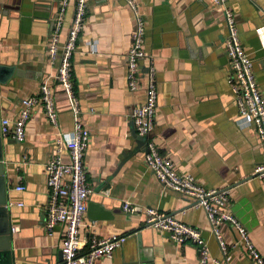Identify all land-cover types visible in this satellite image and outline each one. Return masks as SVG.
<instances>
[{
	"label": "crops",
	"instance_id": "crops-1",
	"mask_svg": "<svg viewBox=\"0 0 264 264\" xmlns=\"http://www.w3.org/2000/svg\"><path fill=\"white\" fill-rule=\"evenodd\" d=\"M61 0H0V66L14 73L0 83V120L13 122L20 100L39 94L49 79L56 121L37 104L25 123L22 141L2 136L3 169L14 264H60L57 251L65 226L48 234L44 228L48 189L45 163L64 143L57 139L73 128V114L62 87L55 80L57 63L48 58V42ZM145 29L137 87L126 83V54L134 15L125 0H87L84 21L71 57V79L78 98L79 119L89 132L83 155L90 202L109 215L94 219L86 212L80 236H126L121 247L95 264H197L198 249L176 244L168 234L146 226L143 212H124L129 202L154 207L200 230L211 257L227 264L210 232L203 209L195 200L165 190L144 163L145 144L139 141L130 115L145 100L146 77L155 71L157 105L151 138L177 172H188L207 188L228 189V210L248 230L264 255V183L254 168L264 162V143L252 126L242 124L231 94L232 72L226 55L227 28L223 9L212 0H133ZM75 0H68L58 40L66 41ZM264 0H227L238 37L252 59L257 85L264 95V47L258 29H264ZM96 41V52L87 43ZM1 134V133H0ZM22 184L25 189L18 191ZM21 202L22 205H18ZM221 234L231 252L228 264H257L236 230L224 222Z\"/></svg>",
	"mask_w": 264,
	"mask_h": 264
},
{
	"label": "built area",
	"instance_id": "built-area-1",
	"mask_svg": "<svg viewBox=\"0 0 264 264\" xmlns=\"http://www.w3.org/2000/svg\"><path fill=\"white\" fill-rule=\"evenodd\" d=\"M125 2L130 6L135 21L126 54V83L128 89L135 90L142 74L140 63L146 57L142 40L145 23L135 2L133 0H125ZM212 2L223 9L227 28L226 55L232 69L228 82L239 117L242 124L254 128L258 139L264 143V95L257 85L252 69V59L240 42L234 14L227 6V0H212ZM67 4L68 0L60 1L47 51L50 63H57L54 78L67 97L74 123L71 131L61 133L57 139L58 143H64L69 154V162L64 163L61 160L59 154L61 149L58 148L45 163L48 203L44 228L48 234H51L57 226L61 224L65 226L60 242L62 255L60 264H95L97 259L108 257L115 249L121 247L126 236L107 238L80 236L79 226L82 216L86 212L90 193L83 166V155L88 143L89 132L79 119L80 106L71 79V57L86 14L87 0H75L66 41L60 44L58 35ZM260 10L264 16V5ZM258 33L264 47V29H258ZM87 45L90 53L96 52L95 40L88 42ZM143 74L146 77L145 100L133 109L130 118L137 136L144 139L143 156L146 168L154 174L163 189L173 190L193 198L195 205L204 210L210 232L215 237L223 260L227 264L232 255L220 231V225L224 222L236 230L239 240L254 262L264 264V255H261L252 243L248 230L227 209L229 204L228 189L203 186L192 174L177 172L172 160L159 152L150 136L154 128L158 97L155 71L151 63ZM37 104H42L47 119L56 125V111L50 81L45 79L40 85L38 95L20 100V113L13 122L7 118L0 120L1 135L11 134L12 138L22 141L26 134L25 123ZM254 174L264 183V162L255 166ZM16 189L22 191L25 187L20 184L16 186ZM18 205H22V203L19 202ZM122 209L129 213L143 212L146 216L147 227L167 233L168 237L176 244L181 245L187 242L194 244L199 255L197 264H220L218 259L211 257L208 245L199 229L181 222L169 214L160 212L154 207L141 208L138 205L124 202ZM14 230L15 228L12 227L11 231Z\"/></svg>",
	"mask_w": 264,
	"mask_h": 264
},
{
	"label": "water",
	"instance_id": "water-1",
	"mask_svg": "<svg viewBox=\"0 0 264 264\" xmlns=\"http://www.w3.org/2000/svg\"><path fill=\"white\" fill-rule=\"evenodd\" d=\"M14 71V67L5 68L0 66V83H5ZM139 141L144 144L143 138H140ZM87 213L93 215L91 217H94V219H104L109 215L92 202L88 204ZM10 230L11 222L8 208L7 185L3 169L2 139L0 134V264H14L12 235ZM56 253L57 259L61 260L62 255L60 250Z\"/></svg>",
	"mask_w": 264,
	"mask_h": 264
}]
</instances>
